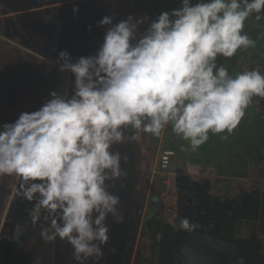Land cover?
<instances>
[{
  "label": "clouds",
  "instance_id": "9594fccd",
  "mask_svg": "<svg viewBox=\"0 0 264 264\" xmlns=\"http://www.w3.org/2000/svg\"><path fill=\"white\" fill-rule=\"evenodd\" d=\"M253 14L264 18V0H181L154 19L103 17L94 55L73 61L59 52L55 63L71 74V93L51 92L38 110L0 130V177L22 178L17 195L35 201L33 224L46 210L53 231L43 229V239L67 241L78 264L103 255L108 218L124 222L120 197L109 188L122 174L113 145L136 139L126 135L128 126L159 137L171 125L188 142L181 151L193 152L209 133H232L253 97L264 98V74L232 76L218 57L255 47L244 32Z\"/></svg>",
  "mask_w": 264,
  "mask_h": 264
},
{
  "label": "rangeland",
  "instance_id": "374dc122",
  "mask_svg": "<svg viewBox=\"0 0 264 264\" xmlns=\"http://www.w3.org/2000/svg\"><path fill=\"white\" fill-rule=\"evenodd\" d=\"M118 2L121 19L129 14L147 15L154 19L163 11L181 6V0ZM196 2L198 0H193V4ZM42 7L28 11L11 10L22 15L17 19L24 31L31 29L34 25H31V22L38 19L35 22V30L42 35L40 46L49 50L53 48L50 35L56 25L52 23L55 28L52 25L46 27L45 21L40 19L41 15L26 19L27 13L45 12ZM98 10L95 11L92 4H88L80 7L76 5L72 7L71 12L60 10L51 13L52 17L57 19V29L60 27L61 13L67 12L65 14L72 18L70 31L74 30V53L77 52L79 58L94 55L103 43V32L106 28L98 27V22L105 17L103 13L108 12V8L103 12ZM7 13L9 11L0 9V15ZM255 15L246 20L244 26V32L256 41L255 47L238 50L231 58L218 57V63H222L232 76L245 70H259L264 74V18L256 20ZM3 29L0 25V32L3 33ZM35 33L38 35V32ZM126 135L135 136L136 139L113 145L111 150L120 152L122 157V174L110 182L109 188L113 194L120 197V211L124 222L118 224L111 217L108 218L110 238L108 243L102 246L103 255L99 258H89L84 264H156L159 236L150 230V219L169 223L179 230L184 229L179 227L181 220L192 216L202 227H208L206 222L211 225L212 216L206 207L202 210L200 207L201 211L197 217L193 215L190 198L193 189L189 186L191 189L182 193L179 181L195 183L196 188L204 189L203 191L209 189V194L221 199H233L242 193L259 191L264 200V98L253 97L245 116L231 134L209 133L208 141L194 152L181 151V147H186L188 142L176 136L171 125H168L159 137L137 130L133 133L127 131ZM222 136L228 138L222 139ZM165 151H173L175 156L170 172L162 176L159 173L160 157ZM21 183L23 180L19 176L0 177V264H78L67 241H61L59 238L45 240L41 237L43 229H48L49 233L53 231L51 218L46 210L41 209L39 220L35 224L32 223L30 212L35 201L30 202L17 195ZM198 205L196 202V209ZM253 227V223L244 224L231 242L250 244L258 241V246L261 247V239L264 237ZM188 231L192 232L190 229ZM215 240V245L226 252V255H220L219 264L225 263L227 255L232 258L233 254L238 252V249L233 250L229 245L230 241L225 237ZM11 241L14 243L12 247ZM202 245L203 243L197 245V254L201 255L205 250L212 252L210 247ZM182 255H179L180 260L177 261L184 260L183 264H187L189 258L185 253Z\"/></svg>",
  "mask_w": 264,
  "mask_h": 264
},
{
  "label": "crops",
  "instance_id": "0c3cea01",
  "mask_svg": "<svg viewBox=\"0 0 264 264\" xmlns=\"http://www.w3.org/2000/svg\"><path fill=\"white\" fill-rule=\"evenodd\" d=\"M88 4H92L95 11L103 12L108 8L103 16H113L114 23L121 20L118 0H48L42 5L45 12L40 19L45 21L46 27L55 24L56 29L50 35L53 48L46 50L40 46V32L37 35L30 30L24 31L17 19L22 15L0 2V9L9 11L0 15V25L4 27L3 33L0 32V130L4 124L14 123L21 113L38 110L51 98V92L71 93V74L60 72L55 61L60 51H67L73 61L78 60L77 52L74 53V30L70 31L73 20L65 13L71 12L76 5ZM60 10L67 12L60 14L62 18L57 29V19L51 13Z\"/></svg>",
  "mask_w": 264,
  "mask_h": 264
},
{
  "label": "trees",
  "instance_id": "16d2710c",
  "mask_svg": "<svg viewBox=\"0 0 264 264\" xmlns=\"http://www.w3.org/2000/svg\"><path fill=\"white\" fill-rule=\"evenodd\" d=\"M47 1L2 0L3 3L15 11L35 9L36 7H41ZM43 14L42 11L30 12L26 14V19L32 18L34 15ZM37 21L38 19L32 21L31 25L32 23L34 25L31 26V29L28 28V30L39 32L35 30V22ZM53 27L55 28V25ZM127 131L133 133L135 129L128 126ZM185 183L193 189L195 201L199 203L197 209L193 207V215L197 217L204 207L211 213V225L207 224V222L205 224L208 225L209 231H180L169 223H164L158 219H150L148 223L150 230L159 236V244L157 245L158 261L156 264H183L184 260L181 262L177 260H180L179 255L184 253L189 258L187 264H219L218 259L220 255H226V252L215 245L216 238L225 237L230 241L229 245L233 250L238 249V252H243L247 248L231 242L239 228L244 226V224L253 223L254 230L264 235V200L259 191L242 193L233 199H221L209 194V189L203 191L204 189L196 188L194 186L196 185L195 183ZM186 187L179 184V189L182 193L189 189ZM200 243H203L202 247H210L212 252L208 253L209 251L205 250L201 255L197 254V245ZM229 256H226L227 264H231Z\"/></svg>",
  "mask_w": 264,
  "mask_h": 264
},
{
  "label": "flooded vegetation",
  "instance_id": "af4514ba",
  "mask_svg": "<svg viewBox=\"0 0 264 264\" xmlns=\"http://www.w3.org/2000/svg\"><path fill=\"white\" fill-rule=\"evenodd\" d=\"M0 2H2V0H0ZM3 5L7 6L5 3L2 2ZM185 180H182V181H179V184L181 186H184L185 187L187 186L189 189H191L185 182ZM188 183V182H187ZM191 198V197H190ZM192 201V205L194 207V203L195 201L191 200ZM193 217V216H192ZM190 218L188 217L187 219L190 221V227L187 228V230H192V226L194 223H197V221L194 219V218ZM196 217V216H195ZM16 227V226H15ZM14 227V229H16ZM180 227V226H179ZM178 228V227H177ZM181 230V229H180ZM186 229H183L181 231H184ZM202 230H205V227L203 226V229ZM258 233V232H257ZM259 235H263L262 233H258ZM236 235V234H235ZM234 235V236H235ZM233 236V238H234ZM264 237V235H263ZM232 238V239H233ZM263 241V244L260 246H258V244H260L258 241L257 242H253V243H250V244H238V245H241L242 247L244 248H247L246 251H243V252H237V253H234L233 257L230 258V262L231 264H264V238L261 239ZM234 244H236L235 242H232ZM12 244L14 245V243L11 241L10 242V246L12 247ZM224 264H227V258L225 260V263Z\"/></svg>",
  "mask_w": 264,
  "mask_h": 264
},
{
  "label": "built area",
  "instance_id": "2783aa9c",
  "mask_svg": "<svg viewBox=\"0 0 264 264\" xmlns=\"http://www.w3.org/2000/svg\"><path fill=\"white\" fill-rule=\"evenodd\" d=\"M175 156V152L173 151H165L160 157V171L159 173L163 176V174L170 172V167L172 163V159Z\"/></svg>",
  "mask_w": 264,
  "mask_h": 264
},
{
  "label": "water",
  "instance_id": "95a60500",
  "mask_svg": "<svg viewBox=\"0 0 264 264\" xmlns=\"http://www.w3.org/2000/svg\"><path fill=\"white\" fill-rule=\"evenodd\" d=\"M22 37L26 41V38L24 36H22ZM186 188H188V187H186ZM190 197H191V200L195 201L194 193L193 192H191ZM195 207H196V201L194 203V208ZM202 229H203V227H202V224H200V223H194L193 226H192V231H201ZM205 231L208 232L209 231V227H205Z\"/></svg>",
  "mask_w": 264,
  "mask_h": 264
}]
</instances>
